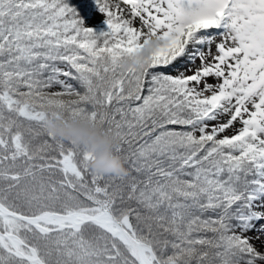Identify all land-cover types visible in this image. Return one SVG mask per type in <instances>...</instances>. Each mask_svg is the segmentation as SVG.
<instances>
[{
	"label": "snow or ice",
	"instance_id": "obj_1",
	"mask_svg": "<svg viewBox=\"0 0 264 264\" xmlns=\"http://www.w3.org/2000/svg\"><path fill=\"white\" fill-rule=\"evenodd\" d=\"M0 264H264V0H0Z\"/></svg>",
	"mask_w": 264,
	"mask_h": 264
},
{
	"label": "clouds",
	"instance_id": "obj_2",
	"mask_svg": "<svg viewBox=\"0 0 264 264\" xmlns=\"http://www.w3.org/2000/svg\"><path fill=\"white\" fill-rule=\"evenodd\" d=\"M161 43L153 40L133 57L121 61L123 69L139 68L147 62L152 52ZM47 131L60 139L75 143L94 154L90 167L93 172L101 175H124L127 168L121 157L113 150L119 143L115 134L106 133L102 128L83 119H66L51 115L46 122Z\"/></svg>",
	"mask_w": 264,
	"mask_h": 264
},
{
	"label": "trees",
	"instance_id": "obj_3",
	"mask_svg": "<svg viewBox=\"0 0 264 264\" xmlns=\"http://www.w3.org/2000/svg\"><path fill=\"white\" fill-rule=\"evenodd\" d=\"M70 3H71V0H70Z\"/></svg>",
	"mask_w": 264,
	"mask_h": 264
}]
</instances>
